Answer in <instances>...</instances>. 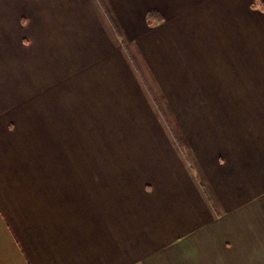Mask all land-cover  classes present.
I'll list each match as a JSON object with an SVG mask.
<instances>
[{
	"label": "crops",
	"instance_id": "1",
	"mask_svg": "<svg viewBox=\"0 0 264 264\" xmlns=\"http://www.w3.org/2000/svg\"><path fill=\"white\" fill-rule=\"evenodd\" d=\"M54 1L0 0V264H264V11L106 0L166 87L245 89L211 134L189 121L185 158L130 112L139 79L96 3Z\"/></svg>",
	"mask_w": 264,
	"mask_h": 264
},
{
	"label": "rangeland",
	"instance_id": "2",
	"mask_svg": "<svg viewBox=\"0 0 264 264\" xmlns=\"http://www.w3.org/2000/svg\"><path fill=\"white\" fill-rule=\"evenodd\" d=\"M50 1L51 3L57 4L56 7L52 8L53 10L58 8V3L56 1ZM80 1L81 11L83 13L87 12L86 6L88 2H91V0ZM92 1L96 3V6H98V12H100L99 15L102 17V20L105 21L103 22L107 25V29L109 30L108 32L111 31L112 33L110 32V34H112L118 42L123 43L121 44V47L125 50L126 55L129 56L128 51H132V53L135 54L134 57L137 60L135 65L143 71L142 76L136 69L135 65L131 62V59H129V62L134 67L135 71L131 73L130 70H126V75L131 73L133 78L138 77L139 83L137 85V78L135 80L132 79L134 84L129 86L126 84V89H134L135 92L140 91L139 93L133 95V97L136 99L141 98V101H131L135 105L134 109H131L130 112L133 114L135 120L140 122H146L147 120L148 124L143 126H147L148 131H152L154 133L158 132V138L168 135L172 139L174 145H176V143L184 145V148H179L176 145V149L182 156L187 158L191 149V147L189 149L190 141L187 140V135L189 133L188 124L193 122L196 124V121H189L191 119H199L200 122L204 124L200 125L201 129H204V127L206 128L207 126L211 134L213 130V119L218 117V113H220L223 118L229 117V114L227 113L231 110L228 111V105L233 102H243L245 89H225L224 87L219 88V86H214L215 88H213V84L209 78L204 79L205 85L203 89H171L166 87L165 78L158 77V73L155 72L153 68L149 67L150 64L148 56L147 54L146 56L143 54L141 49L142 47L140 48V46L136 47L133 44H130V38L127 35L128 33H122L123 31L118 28L114 17L108 9V3L106 0ZM63 9L65 8L63 7ZM28 22L27 18L20 19V24L23 27L27 26ZM163 22L160 24H163ZM160 24L149 26L147 23L149 27L159 26ZM174 33L177 34L178 38H187V35L184 33ZM144 37L148 38V34L146 33ZM144 49L147 52L148 47L145 46ZM138 55L139 58H137ZM130 78L127 77V81H129ZM228 80V78L215 79V81L218 82H228ZM199 81L202 82L203 80L201 79ZM235 81H243V78H237ZM149 85L152 87V92L148 90L150 89ZM127 96L128 95H126V97ZM191 128L192 130L190 133L194 131L196 134L197 127L193 125ZM144 141L149 144L152 143L150 139ZM64 164H66L65 161L62 162V165Z\"/></svg>",
	"mask_w": 264,
	"mask_h": 264
},
{
	"label": "trees",
	"instance_id": "3",
	"mask_svg": "<svg viewBox=\"0 0 264 264\" xmlns=\"http://www.w3.org/2000/svg\"><path fill=\"white\" fill-rule=\"evenodd\" d=\"M254 8H259L260 10L264 11V0H255L253 5H252ZM164 21V17L163 15L158 12V11H155V10H152V11H149L148 14H147V23L149 26H154V25H157V24H160ZM128 54H129V58L131 59V62L135 65L137 63V60L135 59V54L132 53V51H128ZM137 56V55H136ZM139 58V55L138 57ZM136 67V65H135ZM136 69L139 71V73L142 75V69L139 68L138 66L136 67ZM143 76V75H142ZM147 85V84H146ZM148 86V85H147ZM149 88L148 89L150 92H152V87L149 85ZM176 145L179 147V148H184V145H181V144H177Z\"/></svg>",
	"mask_w": 264,
	"mask_h": 264
}]
</instances>
